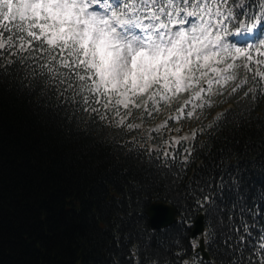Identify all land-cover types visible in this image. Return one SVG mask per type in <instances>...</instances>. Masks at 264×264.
I'll list each match as a JSON object with an SVG mask.
<instances>
[{
  "label": "trees",
  "instance_id": "obj_1",
  "mask_svg": "<svg viewBox=\"0 0 264 264\" xmlns=\"http://www.w3.org/2000/svg\"><path fill=\"white\" fill-rule=\"evenodd\" d=\"M262 4L246 0V14ZM13 40L0 49V264H182L197 247L185 209L194 221L204 214L211 231L213 207L224 226L205 233L211 261L200 256L203 264H264L259 70L245 69L234 85L205 97L157 96L139 108L119 106L117 116L50 82L43 54ZM154 202L175 207L176 224L153 230Z\"/></svg>",
  "mask_w": 264,
  "mask_h": 264
},
{
  "label": "snow or ice",
  "instance_id": "obj_2",
  "mask_svg": "<svg viewBox=\"0 0 264 264\" xmlns=\"http://www.w3.org/2000/svg\"><path fill=\"white\" fill-rule=\"evenodd\" d=\"M244 8L245 0H0V27L8 32L7 37L0 32V49L13 47L16 36L21 51L43 54L40 67L50 73V82L67 85L86 104L90 98L119 116V106L139 108L137 100L144 96L170 101L193 88L199 97L204 89L194 86L209 72L226 78H208V85L226 84L235 76L228 70L264 65V4L250 16ZM258 75L264 78V71ZM117 123L122 125L124 117ZM190 211L185 209L183 221L188 228L195 223ZM215 212L213 207L207 213L211 231L206 225L201 235L214 236L224 226ZM240 223L247 232L243 218ZM244 239L241 234L239 241ZM205 246L201 241V252ZM201 252L187 254L182 264H203Z\"/></svg>",
  "mask_w": 264,
  "mask_h": 264
},
{
  "label": "water",
  "instance_id": "obj_3",
  "mask_svg": "<svg viewBox=\"0 0 264 264\" xmlns=\"http://www.w3.org/2000/svg\"><path fill=\"white\" fill-rule=\"evenodd\" d=\"M148 215L153 229L170 226L176 221V209L164 203H155L151 205L148 210ZM202 232H204V216H200L197 220L193 236L197 237ZM201 241H204V239ZM203 254L209 259L205 250H203Z\"/></svg>",
  "mask_w": 264,
  "mask_h": 264
},
{
  "label": "rangeland",
  "instance_id": "obj_4",
  "mask_svg": "<svg viewBox=\"0 0 264 264\" xmlns=\"http://www.w3.org/2000/svg\"><path fill=\"white\" fill-rule=\"evenodd\" d=\"M143 98H145V96L144 97H141L140 99H143Z\"/></svg>",
  "mask_w": 264,
  "mask_h": 264
}]
</instances>
